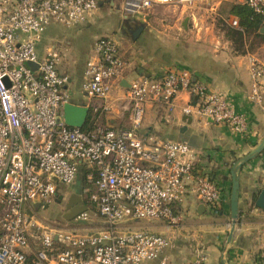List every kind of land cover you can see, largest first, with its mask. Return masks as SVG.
Here are the masks:
<instances>
[{
  "label": "built area",
  "instance_id": "built-area-1",
  "mask_svg": "<svg viewBox=\"0 0 264 264\" xmlns=\"http://www.w3.org/2000/svg\"><path fill=\"white\" fill-rule=\"evenodd\" d=\"M104 1L0 0V264H172L166 251L173 239L135 223L151 220L177 229L189 196L209 208L220 205L219 189L196 170V153L189 144L138 134L146 108L161 105L171 111L181 91L189 95L185 116L197 115L237 135L248 132L246 117L197 82L189 70L172 69L154 77L138 74L129 80L122 106L129 129L95 122L87 129L65 124L62 108L70 103L69 78L58 71L54 48L39 58L36 47L49 25H81ZM198 1L207 0H112L125 17L143 19L156 6L190 12ZM243 4L261 17L264 27V0ZM230 24L237 26L236 20ZM92 52L81 93L106 100L127 63L112 36L97 38ZM248 63L249 100L264 113V65L253 58ZM81 171L92 191L84 190L87 210L69 222H90L93 212L101 226L84 232L43 225L33 206L43 209L64 198L60 186L73 184ZM194 252L186 264H204V248Z\"/></svg>",
  "mask_w": 264,
  "mask_h": 264
},
{
  "label": "crops",
  "instance_id": "crops-1",
  "mask_svg": "<svg viewBox=\"0 0 264 264\" xmlns=\"http://www.w3.org/2000/svg\"><path fill=\"white\" fill-rule=\"evenodd\" d=\"M242 3L243 0L196 2L184 28L186 39L166 42L163 38L157 39L148 28L150 17L141 20V16H134L130 19L122 14L124 18L118 23L121 34L116 36V31L110 34L107 26L113 20H110L109 14L120 10L117 2L106 0L86 22L71 30L70 42L64 33L65 43L60 44L56 40L57 33H54L50 38L51 44L43 49L42 56L46 49L54 48L60 63L62 46L71 50L70 45H79L78 40H81L85 41L81 48L90 47L92 52L93 44L102 36L101 33L116 40L119 55L127 63V68L118 83L113 84L106 100H91L81 92L76 97L78 82L73 78V73L68 70L60 72L67 75L70 81V103L88 109L91 116L89 126L95 122L115 130L129 129V115L122 107L124 85L138 74L161 76L170 69L189 70L197 82L221 96L235 112L246 117L248 132L237 135L224 125L207 123L197 115L185 116L183 108L189 103L186 91L178 94L171 111L161 105L148 106L145 110L138 134L160 141H184L189 144L196 153V170L211 179L221 193L220 205L216 209L187 197L181 206L185 229H180L182 225L174 230L164 227L173 239L168 251L172 254L175 250L179 255L175 264L191 262L197 247L205 250L207 260L204 264H260L264 246V209L258 208L256 203L261 191H264V113L249 100L252 81L248 59L253 58L264 65V40L255 41L251 36L244 46L245 53L237 54L227 38L223 36L222 40L214 34V19L223 14L226 24L230 26V22L236 19L229 15V5ZM101 8H106L107 12L100 16ZM151 12L147 11L146 15ZM102 16L107 17L106 23L97 22L100 18L102 21ZM138 29L136 39L133 34ZM263 32L264 27L259 30L260 34ZM253 40L255 42L248 50ZM136 45L141 46V50L145 49L147 55L140 51L137 53ZM87 61L80 75L82 82ZM147 62L145 72L137 68ZM233 170L239 182L238 217L229 240Z\"/></svg>",
  "mask_w": 264,
  "mask_h": 264
},
{
  "label": "rangeland",
  "instance_id": "rangeland-1",
  "mask_svg": "<svg viewBox=\"0 0 264 264\" xmlns=\"http://www.w3.org/2000/svg\"><path fill=\"white\" fill-rule=\"evenodd\" d=\"M150 11L152 12L148 13L145 16V18L150 17L148 20L150 26L148 28H150V30L153 31V33H155V36L157 37V39L160 37V38L165 39L166 42H176L179 40L182 41L186 39L184 28H186V25L188 23L187 17L190 14L188 11L184 12V10L182 11L181 7H173V6H156ZM105 12H107V9L101 8V10L99 11L100 16L104 15ZM109 17H110V20H113V23L107 26V30L110 32V34L112 31H116V36H118L119 34H121V25L119 26L118 23H119V20H121L122 22L124 16L122 15L120 11L115 10V11H112L111 14H109ZM133 17L134 16H128V18L130 19H133ZM141 20H143L142 17H141ZM106 21H107V17L102 16V21L100 18L98 19L97 22L106 23ZM143 23H146V22L144 21ZM75 28L76 26L70 27L68 29L62 28L59 26H52V25L49 26L48 29H46L43 33L42 41L36 47L38 57L39 58L43 57L42 56L43 49L47 44H51L50 38H52V35L54 33H57L56 40H58L60 44H64L65 37L63 38V34L64 33L67 34L66 37L68 39V42H70L71 36L69 35V33L71 32L72 29H75ZM101 34L102 36H105V34L103 33ZM214 34L216 37L223 40V22L219 20L218 17L214 19ZM138 36L139 34L137 35V37ZM53 39L55 38L53 37ZM129 39L131 40V38ZM78 41H79V45L78 44L70 45L71 50L70 48H64L62 46L61 53H60L61 60L57 67L59 72H65L66 70H68L67 72L73 73V78L78 82V86L75 89L76 94H77L76 97H79L80 96L79 92H81L82 79L80 75H81L82 69L84 68V64L93 55V53L90 52L91 50L90 47L89 49H87L86 47L81 48V46L84 44L85 41L84 42H81V40H78ZM85 44L87 46V43ZM138 46L139 45H136L137 47L136 52L138 53L140 51L139 53L143 55H147V52H145V49L141 50L142 47L140 46L141 47L140 48ZM63 56L65 57L63 58ZM148 64H149L148 62L145 64H141V66H138L137 68L140 67L139 70H141L142 72H145L146 71L145 69L148 68ZM86 188L89 189L88 191H92V187H90V184H88L87 182L79 184L78 179H76V181L71 185L60 186V191L61 193L64 194L63 200L58 204L50 203L47 206V209H42V208H38L37 210L33 209L34 215L43 222V225H47V226L52 225V226H58V227L79 228L83 230L84 232H90V231L96 230L98 227L101 226V221L97 216L94 215L93 212L90 213V216L92 218L90 222L72 223L64 219L63 206L66 203L70 193H75V192L79 193V195L83 198V204L87 205L88 193L84 192ZM135 226H137L138 228H143L144 230H148L153 233H160L163 235H167L168 237H172L171 234L167 232V229L164 228V226L158 221L141 220L138 223H135ZM183 228L185 229L184 223L182 224L180 229L183 230ZM166 254L168 255V257H170L172 264H175L178 262L179 255L178 253L175 252V250H174V253L172 252V254H170V251L167 250Z\"/></svg>",
  "mask_w": 264,
  "mask_h": 264
},
{
  "label": "water",
  "instance_id": "water-1",
  "mask_svg": "<svg viewBox=\"0 0 264 264\" xmlns=\"http://www.w3.org/2000/svg\"><path fill=\"white\" fill-rule=\"evenodd\" d=\"M139 29L133 34V37L136 38L138 35ZM31 67L35 68V65L29 64ZM124 87H128V85H124ZM88 115V109L83 106H76L71 103H67L62 108V117L65 124L69 127H78L81 128ZM189 119V117H187ZM190 120V119H189ZM231 194H230V216L232 222V229L229 233V240L231 238V234L233 231V227L236 224V220L238 217V195H239V182L235 175V171L231 172ZM63 200L62 196H59L55 201L56 204L60 203ZM257 207L260 209H264V191H261V194L256 203ZM39 208L38 204L33 206V209L37 210ZM43 209H47L45 206ZM87 208L83 204V200L79 195H71L69 201L65 207V211H69L66 215H64V219L66 221L73 220L80 213L85 212ZM31 216L32 213L28 212Z\"/></svg>",
  "mask_w": 264,
  "mask_h": 264
},
{
  "label": "trees",
  "instance_id": "trees-1",
  "mask_svg": "<svg viewBox=\"0 0 264 264\" xmlns=\"http://www.w3.org/2000/svg\"><path fill=\"white\" fill-rule=\"evenodd\" d=\"M229 15L236 19L237 26L227 25L223 14L218 18L223 22V36L229 40L235 53H245L244 46L251 36L254 37L255 41L264 40V32L262 34L259 33V30L263 28L261 17L254 14L247 5L243 3L229 5ZM254 40L250 42L248 50H251ZM90 119L89 113L81 129L89 128ZM77 179L79 184L86 183V172L82 171ZM90 187H92L91 184Z\"/></svg>",
  "mask_w": 264,
  "mask_h": 264
},
{
  "label": "flooded vegetation",
  "instance_id": "flooded-vegetation-1",
  "mask_svg": "<svg viewBox=\"0 0 264 264\" xmlns=\"http://www.w3.org/2000/svg\"><path fill=\"white\" fill-rule=\"evenodd\" d=\"M79 195V193H77V192H75V193H70V195H69V197H68V199H67V201H66V203L64 204V206H63V210H64V215H66L69 211H65V207H66V205H67V203H68V201H69V198L71 197V195ZM80 196V195H79ZM82 198V197H81ZM82 200H83V198H82Z\"/></svg>",
  "mask_w": 264,
  "mask_h": 264
}]
</instances>
